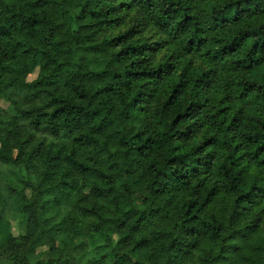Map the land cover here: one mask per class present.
Masks as SVG:
<instances>
[{"label": "trees", "instance_id": "16d2710c", "mask_svg": "<svg viewBox=\"0 0 264 264\" xmlns=\"http://www.w3.org/2000/svg\"><path fill=\"white\" fill-rule=\"evenodd\" d=\"M0 99V264H264V0H0Z\"/></svg>", "mask_w": 264, "mask_h": 264}, {"label": "rangeland", "instance_id": "374dc122", "mask_svg": "<svg viewBox=\"0 0 264 264\" xmlns=\"http://www.w3.org/2000/svg\"><path fill=\"white\" fill-rule=\"evenodd\" d=\"M35 71H36L35 68H33L32 72L28 78L29 81H31L35 78V76H36ZM0 108L3 109L5 112L11 114V115L14 114V111L12 110V108H11V106L7 100L0 99ZM6 176H7L6 168L4 166L0 165V185L4 184ZM27 195H29L28 191H27ZM7 213H8L7 214V220H8L9 225H10L11 233L14 236H17L18 234H20L19 228L22 230V227H21L19 219H18V215L16 212H12V211H9ZM79 242H84V243L78 245ZM101 243H102V241L97 242V244H101ZM73 245H78V246L82 245V247H85V255H84L83 264H85L88 260H90L92 258V253L89 252L91 245L88 244L87 240H85V239L75 240ZM81 249H83V248H81ZM47 254H48V246L47 245L38 247L36 249L37 259L45 258L47 256Z\"/></svg>", "mask_w": 264, "mask_h": 264}]
</instances>
